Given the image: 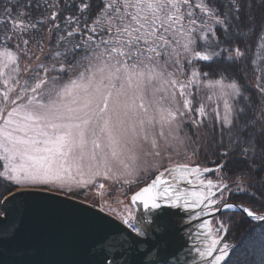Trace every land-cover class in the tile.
Here are the masks:
<instances>
[{
  "label": "snow or ice",
  "instance_id": "obj_1",
  "mask_svg": "<svg viewBox=\"0 0 264 264\" xmlns=\"http://www.w3.org/2000/svg\"><path fill=\"white\" fill-rule=\"evenodd\" d=\"M257 41L264 50V0H6L0 180L71 192L100 176L131 188L153 171L120 207L100 193L101 211L123 225L102 248L134 252V264H184L191 243L193 264H230V225L204 217L231 211L264 232V175H253L264 173V63L251 62L250 86L246 66L229 71L246 64ZM193 88L206 98L194 104ZM217 124L212 167L199 148L187 150L197 141L186 125L199 138ZM145 143L153 160L142 168ZM234 195L248 200L231 202ZM170 209L186 214L183 235L170 233ZM99 264L115 260L105 252Z\"/></svg>",
  "mask_w": 264,
  "mask_h": 264
},
{
  "label": "water",
  "instance_id": "obj_2",
  "mask_svg": "<svg viewBox=\"0 0 264 264\" xmlns=\"http://www.w3.org/2000/svg\"><path fill=\"white\" fill-rule=\"evenodd\" d=\"M13 195L15 199H10ZM1 207L0 264H99L105 252L115 264H134V252L102 248L103 238L123 225L94 205L63 193L24 188L6 195ZM168 212L175 213L164 217L170 233L175 235L180 229L183 235L186 214L180 209ZM188 248L181 255L186 257L184 264H193L199 259Z\"/></svg>",
  "mask_w": 264,
  "mask_h": 264
},
{
  "label": "rangeland",
  "instance_id": "obj_3",
  "mask_svg": "<svg viewBox=\"0 0 264 264\" xmlns=\"http://www.w3.org/2000/svg\"><path fill=\"white\" fill-rule=\"evenodd\" d=\"M191 91L194 93V104L198 103L201 101L202 98H206L207 93L206 91L197 89V88H193L191 89ZM186 130L188 132V134L191 136L193 141H197L196 144H192V143H187V150L189 152L192 151L193 147L199 148L200 149V153L202 152L203 149H207L208 145H207V138H209L210 136H212V133L214 131H219V125H215V127H211V126H206L205 128L200 129V136L199 138L195 135V129H192L190 125H186ZM183 135V133H182ZM160 146H161V150H162V155L165 158V163H167V155L168 152L163 151L164 149V142L160 141ZM153 151L151 145L149 143H145L143 145V149L141 151L140 154V161L139 164L140 166L146 167L147 163H150L153 160V157L151 155H149V153H151ZM200 156V160L205 162L208 166H212L215 167L214 164H212V161H214V158H212L211 160H204L203 156ZM155 175V172L153 171H149L146 175L145 174H141V179L140 182L137 184H134L131 186V188L128 187H121V183L119 181L116 180H109L104 178L103 176L97 177L96 178V182L94 184H89L87 187H74L73 190L71 192L67 191V190H60L59 188L55 187V186H50V187H46V188H41V187H35V186H30L27 187L26 189H45V190H49V191H53V192H58V193H63L66 194L70 197H74V198H78L84 202H87L91 205H94L98 208H100V193L103 192L104 196L103 199L109 203L112 204L113 207H120V205H118L116 203V201L118 199L124 200V203L127 204L129 202L128 197L131 194V191L137 190L142 184L149 182ZM206 178H211V179H215L214 176L209 175ZM99 184H103L104 188L100 189L99 188ZM9 186H12L11 184H8ZM14 187V186H12ZM191 187V186H189ZM17 189H24V188H16L14 187V191ZM1 205H2V201H1ZM2 208V207H1ZM101 209V208H100ZM108 212V211H106ZM110 213V212H108ZM223 212H221L218 215H215L211 218H208L207 220H211L213 226L216 225V222L218 220H224L228 225L231 224V222H234L236 220V216L239 213H233L230 212L227 214H222ZM112 214V213H110ZM113 215V214H112ZM255 222V221H253ZM227 242H231V240L227 241Z\"/></svg>",
  "mask_w": 264,
  "mask_h": 264
},
{
  "label": "trees",
  "instance_id": "obj_4",
  "mask_svg": "<svg viewBox=\"0 0 264 264\" xmlns=\"http://www.w3.org/2000/svg\"><path fill=\"white\" fill-rule=\"evenodd\" d=\"M6 3V0H0V7H2ZM264 50L259 49V42L257 41L255 44L250 46L248 52V61L246 64H242L240 68L230 69L229 71L235 72L237 75H242L241 68L247 67L248 69V76L246 79V83L249 86L252 83L253 76H252V69L257 66V64L251 63L252 61H257V63H264ZM200 66V65H198ZM204 71H209V69L204 68ZM211 74V73H210ZM219 131H214L212 136L207 138V145L208 148L205 150L203 149L200 153L203 156L204 160L207 157V160H217V145L212 143L213 138H218ZM254 178H258L264 173L254 172ZM255 182V180H254ZM4 180H0V193H5L9 188L11 191L14 190V187L9 186ZM256 191V188L252 189ZM260 193L257 191V196ZM4 198V197H3ZM2 198V199H3ZM0 199V210L1 208V201ZM231 200L236 202H245L248 200V197L245 195H234ZM259 203L255 204L254 207H259ZM231 212V211H230ZM229 212H223L222 214H227ZM236 220L231 222L229 228V234L225 238L226 241H230V244L234 246V254L231 256L230 264H264V232L260 226H258L257 222H249L245 217L241 214L236 216Z\"/></svg>",
  "mask_w": 264,
  "mask_h": 264
},
{
  "label": "flooded vegetation",
  "instance_id": "obj_5",
  "mask_svg": "<svg viewBox=\"0 0 264 264\" xmlns=\"http://www.w3.org/2000/svg\"><path fill=\"white\" fill-rule=\"evenodd\" d=\"M232 201H233V200H232ZM186 218H187V217H184V219H183V220H186ZM196 231H197V230H196V229H194V236L196 235Z\"/></svg>",
  "mask_w": 264,
  "mask_h": 264
}]
</instances>
